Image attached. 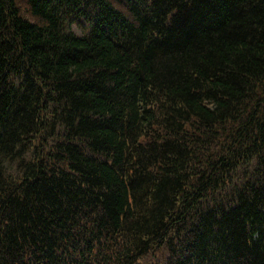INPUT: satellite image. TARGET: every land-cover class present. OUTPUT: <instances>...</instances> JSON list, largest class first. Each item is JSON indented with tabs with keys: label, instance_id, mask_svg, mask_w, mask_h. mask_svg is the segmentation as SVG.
I'll return each instance as SVG.
<instances>
[{
	"label": "trees",
	"instance_id": "trees-1",
	"mask_svg": "<svg viewBox=\"0 0 264 264\" xmlns=\"http://www.w3.org/2000/svg\"><path fill=\"white\" fill-rule=\"evenodd\" d=\"M0 264H264V0H0Z\"/></svg>",
	"mask_w": 264,
	"mask_h": 264
},
{
	"label": "rangeland",
	"instance_id": "rangeland-1",
	"mask_svg": "<svg viewBox=\"0 0 264 264\" xmlns=\"http://www.w3.org/2000/svg\"><path fill=\"white\" fill-rule=\"evenodd\" d=\"M77 31H79L78 29H76Z\"/></svg>",
	"mask_w": 264,
	"mask_h": 264
}]
</instances>
